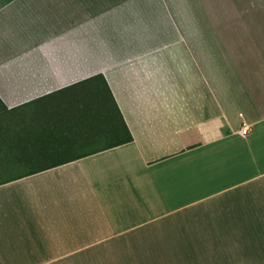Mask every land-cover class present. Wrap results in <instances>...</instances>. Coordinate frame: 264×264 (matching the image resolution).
I'll use <instances>...</instances> for the list:
<instances>
[{
  "label": "crops",
  "instance_id": "crops-1",
  "mask_svg": "<svg viewBox=\"0 0 264 264\" xmlns=\"http://www.w3.org/2000/svg\"><path fill=\"white\" fill-rule=\"evenodd\" d=\"M0 99V264H264V0H0Z\"/></svg>",
  "mask_w": 264,
  "mask_h": 264
},
{
  "label": "trees",
  "instance_id": "trees-1",
  "mask_svg": "<svg viewBox=\"0 0 264 264\" xmlns=\"http://www.w3.org/2000/svg\"><path fill=\"white\" fill-rule=\"evenodd\" d=\"M97 77H101L105 83V86H107V82L105 81V78L102 74H96L92 77H89L87 80L96 79ZM109 91V87H108ZM0 107H2L4 110L11 112V109H7V106L5 103L0 99ZM104 107H108V115L111 122V129L114 127L115 131H117V124L112 123L113 118L117 116L120 119V137L117 139V143H123L130 141L133 139V135L131 131L129 130L127 124L125 123L121 112L119 110V107L117 106V103L111 93L109 91V104L104 101ZM113 125V126H112ZM123 127V132H122ZM21 130L16 129L15 126L12 124L6 122L4 119L1 118L0 115V167L1 165H6L10 163H22L21 158ZM57 164V163H52ZM45 168V167H43Z\"/></svg>",
  "mask_w": 264,
  "mask_h": 264
},
{
  "label": "rangeland",
  "instance_id": "rangeland-1",
  "mask_svg": "<svg viewBox=\"0 0 264 264\" xmlns=\"http://www.w3.org/2000/svg\"><path fill=\"white\" fill-rule=\"evenodd\" d=\"M106 102L109 104V99L106 94L103 95ZM25 110L23 111V115ZM1 118L10 124H15V127H20L21 122L24 121V117L21 113V109L18 111L8 112L0 107ZM25 116V115H24ZM27 120V115L25 117ZM1 165L0 178L12 175L18 171L27 168L25 163H10ZM236 259L235 264H261L262 243L255 241H241L236 243Z\"/></svg>",
  "mask_w": 264,
  "mask_h": 264
},
{
  "label": "built area",
  "instance_id": "built-area-1",
  "mask_svg": "<svg viewBox=\"0 0 264 264\" xmlns=\"http://www.w3.org/2000/svg\"><path fill=\"white\" fill-rule=\"evenodd\" d=\"M239 131L242 133V134H246L248 131H249V125L246 123V122H243L240 126V129Z\"/></svg>",
  "mask_w": 264,
  "mask_h": 264
}]
</instances>
